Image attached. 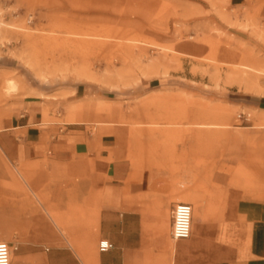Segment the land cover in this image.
<instances>
[{
  "label": "rangeland",
  "instance_id": "obj_1",
  "mask_svg": "<svg viewBox=\"0 0 264 264\" xmlns=\"http://www.w3.org/2000/svg\"><path fill=\"white\" fill-rule=\"evenodd\" d=\"M184 2L0 0V128L24 100L77 89L96 103L97 135L112 134L133 167L179 168L182 196L196 193L236 147L235 126L264 130V51L217 22L195 26ZM159 68L167 73L143 75ZM153 77L160 92H142ZM239 144L252 153L245 184L264 188V138ZM54 179L0 140V241L18 246L10 264H86L89 243L78 256L53 223L68 219L47 190Z\"/></svg>",
  "mask_w": 264,
  "mask_h": 264
},
{
  "label": "crops",
  "instance_id": "obj_2",
  "mask_svg": "<svg viewBox=\"0 0 264 264\" xmlns=\"http://www.w3.org/2000/svg\"><path fill=\"white\" fill-rule=\"evenodd\" d=\"M182 1L194 12L195 26L217 22L264 51V0ZM179 47L194 50L192 43ZM157 79L146 80L142 92H160ZM79 92L24 100L1 121L0 140L21 162L47 163L55 177L47 190L68 218L62 228L53 223L78 256L89 243L86 264H264V188L245 184L241 166L252 153L239 144L264 138V130L235 126L237 145L211 178L196 193L184 187L193 208L191 234L175 240L172 209L185 197L181 169L133 167L112 134L97 135L96 103ZM257 108L264 110V98ZM103 238L112 243L107 251L98 249Z\"/></svg>",
  "mask_w": 264,
  "mask_h": 264
},
{
  "label": "built area",
  "instance_id": "obj_3",
  "mask_svg": "<svg viewBox=\"0 0 264 264\" xmlns=\"http://www.w3.org/2000/svg\"><path fill=\"white\" fill-rule=\"evenodd\" d=\"M238 117L248 119L245 114L239 113ZM192 227V205L188 202H177L172 209L171 236L173 239L187 238L191 234ZM112 247L108 239H101L98 242L100 251H107ZM18 248L17 244H7L0 241V264H9L11 253Z\"/></svg>",
  "mask_w": 264,
  "mask_h": 264
},
{
  "label": "bare ground",
  "instance_id": "obj_4",
  "mask_svg": "<svg viewBox=\"0 0 264 264\" xmlns=\"http://www.w3.org/2000/svg\"><path fill=\"white\" fill-rule=\"evenodd\" d=\"M14 82L15 81H13V79H11V80H8V82H7V89L8 90H10L11 91V89L13 90V88L15 87V85H14ZM195 198V197H194ZM190 194L188 195V196H186V197H183V198H181V200H182V202H186V201H189L190 202ZM196 199V198H195ZM193 200V199H192ZM199 201V200H198ZM188 202V203H189ZM194 203V202H193ZM192 203V204H193ZM202 204V203H201ZM196 205V204H195ZM193 207H195V206H193ZM192 212H193V208H192ZM194 214V213H193ZM199 215V214H198ZM195 219V218H194ZM188 238V237H187ZM106 239V238H105ZM182 239H185V238H182ZM175 240H179V239H175ZM10 262H11V259H10ZM10 264V263H9Z\"/></svg>",
  "mask_w": 264,
  "mask_h": 264
}]
</instances>
